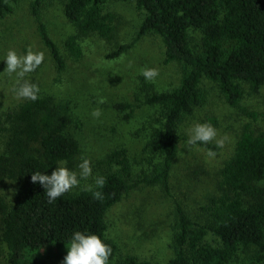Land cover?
<instances>
[{
  "label": "trees",
  "instance_id": "1",
  "mask_svg": "<svg viewBox=\"0 0 264 264\" xmlns=\"http://www.w3.org/2000/svg\"><path fill=\"white\" fill-rule=\"evenodd\" d=\"M60 1L66 18L75 27L66 42L75 57L82 55L79 39L84 35L114 38L116 25L110 19L115 14L105 12L103 0ZM135 1L144 13L137 36L157 34L165 62H178L182 70L177 86L156 91L140 102L144 119L138 131L132 129L131 136L142 153L137 165L146 172L133 182L125 179L132 174L133 163L129 144L123 143L108 155L118 169L113 167L115 171L98 176L105 179L102 188L94 184L91 190L66 192L49 202L40 184L31 181V174H50L59 161L72 165L82 147L69 132L51 95L40 93L36 101H20L5 113L9 132L0 152V184L7 180L16 183L11 201L0 194V257L4 255L7 264H45L47 255L59 258L62 264L66 244L76 230L104 238L112 248V260L118 243L109 233L110 208L141 185L158 182L170 195V173L179 150L178 128L206 100L203 79L214 82L232 106H240L245 85L254 92L264 86V0ZM45 2L32 0V12L43 42L62 71L64 56L41 21ZM10 8V0H0V16ZM192 31L201 34L199 53L191 47ZM133 44H121L108 56L120 55ZM118 105L124 111L130 109L128 117L136 109L132 103ZM4 128L0 125V133ZM262 180L264 128L256 132L246 125L233 154L223 161L217 192L210 194L202 206L205 219L196 220L176 202L174 255L166 264H233L239 249L250 245L259 250L252 261L244 264H264V188L258 185ZM94 191L102 192L103 199H95ZM110 264L160 263L131 253Z\"/></svg>",
  "mask_w": 264,
  "mask_h": 264
},
{
  "label": "rangeland",
  "instance_id": "2",
  "mask_svg": "<svg viewBox=\"0 0 264 264\" xmlns=\"http://www.w3.org/2000/svg\"><path fill=\"white\" fill-rule=\"evenodd\" d=\"M31 3L32 0H10V11L0 16V59L10 48L18 54H23L28 47L44 53L41 65L26 74L25 79L37 83L40 93L54 98L67 121L69 132L82 147L73 164L67 166L79 172L81 155L91 161V175L68 193L88 189V186H94L99 175L115 171L113 167L118 169L111 164L108 155L123 143L129 144L134 165L132 174L125 179L133 182L146 172L137 165L142 153L131 136L132 129L137 130L144 119L145 111L144 107H139L140 102L156 91L177 86L182 76L180 64L165 62L163 44L157 34L137 36L144 13L135 0H103L105 12L115 14L110 19L116 25L115 36L111 40L95 34L82 36L79 39L82 55L75 57L66 44L75 33V27L64 14V3L46 0L40 16L64 56L65 67L60 71L50 48L41 38ZM130 42L134 44L120 55L108 56L121 44ZM190 43L195 52H201L199 32H190ZM5 66L0 61V71ZM144 67L156 68L158 75L153 80H145L140 75V69ZM14 86V77L0 72V125L5 127L0 133V152L9 132L5 113L26 100L15 96ZM202 89L206 100L178 128L179 150L170 173V195L158 182L141 185L110 208L107 217L109 233L118 243L117 253L110 263L120 262L132 253L142 259L166 264L174 255L172 232L176 202L190 216L203 221L202 206L210 194L217 192L223 161L233 154L245 126L249 125L256 132L264 128V86L254 92L245 85L240 106L230 105L218 86L208 79H203ZM120 103H132L136 108L134 114L128 117L130 109L124 111L119 107ZM94 109L100 110L99 117L91 115ZM250 112L255 114L250 115ZM203 122L211 123L217 129L216 139L207 143L216 147L215 150L199 142L195 146L187 144L191 126ZM219 139L223 140L221 147L216 146ZM209 150L214 155L209 156ZM258 185L264 188V180ZM15 187L14 181L7 180L0 184V194L11 201ZM258 250L256 245L241 247L233 264L252 261ZM44 261L45 264H60L59 258L53 255H47ZM0 264H7L4 255L0 257Z\"/></svg>",
  "mask_w": 264,
  "mask_h": 264
},
{
  "label": "clouds",
  "instance_id": "3",
  "mask_svg": "<svg viewBox=\"0 0 264 264\" xmlns=\"http://www.w3.org/2000/svg\"><path fill=\"white\" fill-rule=\"evenodd\" d=\"M44 60L42 51H33L28 47L23 54H18L13 48L7 50L6 55L0 59L5 63L3 73H7L10 77H14L15 86L14 94L18 99H27L36 101L39 98L41 88L37 83L25 79L26 74L34 71ZM140 75L145 80H153L158 75V70L154 67H144L140 69ZM93 117H99L101 112L94 109L91 113ZM217 137V129L208 122L195 123L190 128V134L187 140L188 145L195 146L207 144L215 140ZM223 140H216V146L221 147ZM209 156L214 152L209 150ZM79 172L69 168L66 161H59L57 166L49 172L40 171L31 174V181L38 182L44 189L48 201L52 202L57 197L62 196L71 189L80 185V181L91 175V161L84 155H81L78 165ZM97 187L102 188L105 184L104 177L100 176L95 179ZM91 190V186H88ZM95 199H103L100 191L92 193ZM67 253L63 258L62 264H110L109 258L112 254L111 246L99 234L89 233L87 231H74L67 244Z\"/></svg>",
  "mask_w": 264,
  "mask_h": 264
}]
</instances>
